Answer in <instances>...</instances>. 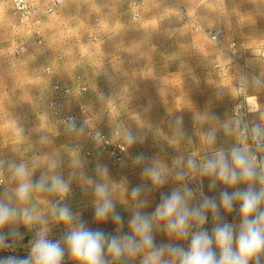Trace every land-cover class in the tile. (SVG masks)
<instances>
[{
	"label": "rangeland",
	"instance_id": "1",
	"mask_svg": "<svg viewBox=\"0 0 264 264\" xmlns=\"http://www.w3.org/2000/svg\"><path fill=\"white\" fill-rule=\"evenodd\" d=\"M28 2L34 12L22 24L14 14L13 0H0V26L5 23L13 24L11 31L14 42L7 52L11 51L16 59L31 48L30 44H33V48L40 49V46L37 47L34 43L41 44L42 39L46 37L50 40L58 38L65 43L76 39L97 42L104 37L110 39L114 51L118 46L120 49L121 44L129 68L142 63L139 67L149 74L146 79H151L156 69L172 62L170 60L172 58L176 64L180 63L179 60L187 58L195 65L191 70L186 69V73H191L190 75H185V71L181 70L178 71L181 76L171 78V88H174L176 98L182 99L189 95L193 98L188 109H184L182 100L177 101L175 106L167 102L171 108L167 105H162L163 108H144L142 98L146 88L133 95L119 94L120 97L130 95L137 98L132 101L135 105L131 108L124 107L123 102H120L119 106H112L107 100H111L109 94L90 92L87 78L85 75H79L74 77L73 82L72 79L69 82L65 81V78L62 79L63 82L61 79L55 83H52V80L48 81L46 83L49 85L48 90L28 94L31 96L30 102L27 104L22 102V105H27L28 108L21 109V113L19 110H13L16 117L11 122L0 123V133L68 134L79 140L76 145L80 150V165L76 172H73L70 161H65L69 162V165L64 163L62 153L52 150L44 154L41 163L27 162L30 154L24 150H12L0 155V193L14 190L19 183L12 178L8 169V164L13 162H23L27 165V179L31 181L38 180L42 174L49 178L53 175H62L69 184V192L63 196L55 192L33 190L28 201L24 203L13 201L19 207L27 206L35 213L47 217L48 223L45 227L50 239L62 240L64 234L74 227L59 222L52 216L50 204L53 202L67 204L90 228H102L105 232L116 233V225L111 219L97 222L94 216L96 198L92 189L94 183L91 180L95 175L88 172V159L95 149L101 150L111 163L107 185L110 197L116 203V211L123 217L121 233L129 231L128 220L135 205L131 197V188L138 183L130 179L132 173L129 169L136 167L132 158L137 154L145 152V160L140 163L141 165L151 164L155 159L166 167L174 168L175 162L181 157L201 161L218 148L228 150L233 145L244 146L246 143L250 150L260 149L250 136L246 142L242 141L239 133L245 125L249 128L254 125L248 120L247 115L254 100L250 99L253 93L251 84H264L250 76L246 66V60L250 58H257L264 63V0H28ZM50 9L53 11L50 12ZM57 20L59 23L53 26ZM214 34H217L216 40L213 39ZM202 64L209 65V68L203 69L204 66L201 68ZM55 85L60 86L59 92L54 90ZM82 88H86V92H82ZM16 95L24 97L25 94ZM112 100L117 102L121 99L118 97ZM25 112L32 116V122L28 117L26 120L21 117ZM70 116L77 118L75 130H71L64 123ZM181 116L183 136L178 135L180 126L176 124L177 117ZM18 120L24 121L15 124L14 122ZM210 129L216 133L215 144L206 142V133ZM129 130L136 137V142L131 145L125 139V134ZM218 131H221V134H218ZM102 137L111 144L121 145L125 149L122 161L115 160L109 151L103 148L100 141ZM151 151L155 152V155L150 153ZM257 156L255 155L256 160ZM51 160H55L57 166H66L64 171L48 172ZM187 182L194 191L202 184L203 193L217 199L225 187L218 183L215 189H210L208 177H201L190 171ZM144 184L145 192L142 198L148 199L149 203L142 211L147 213L154 211L160 202L161 193H168L177 186V182L171 178L159 187L152 186L147 178ZM148 188H151L150 192L147 191ZM57 196L63 199L56 198ZM199 198L200 193L196 192L197 201ZM37 200L40 203H37ZM221 214L229 222L238 225L240 218L236 212L226 214L221 209ZM213 225L214 221L209 215L208 222L203 227L211 232ZM39 227L41 226H35ZM35 228L20 226L22 239L17 241L18 247L14 254L27 255ZM154 235L157 244L172 242L188 246L187 241H177L173 237H167L163 232L157 231ZM10 254L13 253L0 250V256ZM107 258L110 264H140L139 256L121 260H113L110 256ZM62 264L78 262L66 254Z\"/></svg>",
	"mask_w": 264,
	"mask_h": 264
},
{
	"label": "clouds",
	"instance_id": "2",
	"mask_svg": "<svg viewBox=\"0 0 264 264\" xmlns=\"http://www.w3.org/2000/svg\"><path fill=\"white\" fill-rule=\"evenodd\" d=\"M68 123L69 128L75 130V118L68 117ZM176 124L180 126L178 135L183 136L182 116L177 117ZM239 135L245 142L250 136L258 148L264 149V125L254 124L250 128L245 125ZM125 139L130 145L136 142L130 130ZM206 142L215 144L214 130H208ZM144 160L143 153L132 158L134 164ZM49 163L50 167H56L55 160ZM8 169L19 183L14 190L0 193V250L13 253L0 256V264H62L66 254L78 264H110L108 256L113 260L139 256L140 264H264V170L257 168L256 157L246 143L244 146L233 145L228 150L218 148L201 161L181 157L174 168L155 159L145 165L141 175L150 180L152 186H162L169 178L177 182V186L168 193H161L160 202L151 213L142 211L149 203L148 199L142 198L145 187H132L135 205L128 220V232L120 231L123 217L116 211L109 186L104 182L94 185V216L97 222L111 219L116 225L115 234L88 227L67 204L51 203L50 211L57 221L74 225L62 240L49 238L46 216L27 206L19 207L13 201H28L33 190L63 196L69 192V184L63 176L49 178L42 174L38 180L31 181L27 179L25 163H9ZM97 170L101 176L108 175L107 165H97ZM189 171L208 177L210 189H215L218 183L224 185L218 199L205 195L202 184L195 191L189 187ZM229 188L233 190L229 191ZM196 192L200 193L198 201ZM221 209L226 214L236 212L240 218L238 225L226 220ZM209 215L214 221L211 232L203 227ZM21 225L29 229L41 226L35 228L24 256L14 254L17 241L22 239ZM157 231L177 241H187L188 246L172 242L157 244L154 235Z\"/></svg>",
	"mask_w": 264,
	"mask_h": 264
},
{
	"label": "crops",
	"instance_id": "3",
	"mask_svg": "<svg viewBox=\"0 0 264 264\" xmlns=\"http://www.w3.org/2000/svg\"><path fill=\"white\" fill-rule=\"evenodd\" d=\"M58 23L57 20L53 23V26ZM12 25L11 23H5L0 26V123L3 121L11 122L16 117V113L13 110H19V113H21V109L28 108L27 105L23 106L22 102L24 101L25 104L30 102L31 96L28 94L48 90L49 85L46 84L48 81L52 80L51 82L55 83L57 82L56 80L61 79L60 81H62L65 78V81L69 82L72 79L73 82L74 77L79 75H85V78H87L90 92L109 94L111 100H107L109 105L112 106H119V103L123 102L124 107L131 108L135 105L132 101L137 100V98L130 95L141 92L143 88H146L142 98L144 99L142 101L144 102V108H163L162 105L170 107L167 102L175 106L176 102L181 100L184 101V109H188L191 106L193 98L190 95L184 96L182 99L176 98L174 88H171V78L181 76L178 71L184 70L185 75L191 74L186 73V69L191 70L193 66L195 67L190 59L179 60L180 63L176 64L175 62L173 63L172 58L170 59L172 62L170 61L169 64L156 69V73L153 74L151 79H146L149 74L145 69L139 67L142 63L140 65L137 64L136 67L129 68L126 55L121 50V44L120 49L118 46L116 51H114L115 48L112 46L110 39L104 37L97 42H84L82 39H76L70 43H65L63 40H58V38H51L50 40V38L46 37L42 39L41 44L34 43L37 47L40 46V49L33 48V44H30L31 48L16 59L11 54V51L7 52L14 42L11 31ZM246 64L249 75L264 83V63L257 58H250L246 60ZM208 66L202 64L200 67L208 69ZM257 84H251V92L253 93L250 99L254 100L247 115L248 120L252 124L264 125V84ZM125 93L130 95L119 96V94ZM16 94L25 95L21 97ZM111 97H119L121 100L114 102ZM186 102H189V104L187 105ZM21 117L24 120L28 117L32 122V116L27 112ZM23 121L18 120L14 123L21 124ZM220 132L218 131V134H221ZM78 141V138L68 134L0 133V155L9 153L12 150H24L30 154L27 162L38 161L41 163L44 159V154L52 150L56 153H62L65 159L64 163L69 165V162L66 163L65 161H70L73 172H76L80 165V150L77 149L78 145H76ZM251 151L254 155H258L256 160L257 167L260 170H264V149L260 148L258 151ZM150 153L155 155V152L151 151ZM97 165H107L108 174L110 173L111 163L99 149L93 150L92 156L88 159V172L95 175L94 179L91 180L94 185L98 182L107 184L108 175L105 178L101 176L97 170ZM135 165L136 167L129 169V172L132 173L130 179L136 180L138 185L145 187L146 177L141 175L144 165ZM65 167L56 165L54 168L50 167L48 172H53L54 170L55 172L59 170L63 172ZM126 178H128V175H126ZM92 189H94V186ZM56 198L63 199L59 196ZM37 203H40V201L37 200Z\"/></svg>",
	"mask_w": 264,
	"mask_h": 264
},
{
	"label": "built area",
	"instance_id": "4",
	"mask_svg": "<svg viewBox=\"0 0 264 264\" xmlns=\"http://www.w3.org/2000/svg\"><path fill=\"white\" fill-rule=\"evenodd\" d=\"M60 3V1H57ZM13 9L14 14L19 18L20 22L23 24L25 20L32 16L34 9L29 4L28 0H13ZM50 12L53 10L50 9ZM213 39H217V34H214ZM54 90L59 92L60 86L55 85ZM82 92H86V88H82ZM75 118V128L77 118L75 116H71ZM64 123L69 127L68 117L65 119ZM72 130V129H71ZM100 141L103 144V148L109 151L110 155L117 161H122L125 156V149L121 145L111 144L105 137L100 138Z\"/></svg>",
	"mask_w": 264,
	"mask_h": 264
}]
</instances>
